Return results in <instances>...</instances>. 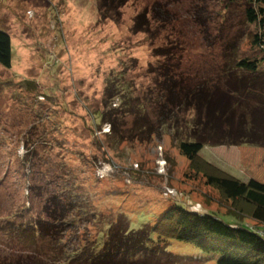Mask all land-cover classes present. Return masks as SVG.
Returning <instances> with one entry per match:
<instances>
[{"label": "rangeland", "instance_id": "1", "mask_svg": "<svg viewBox=\"0 0 264 264\" xmlns=\"http://www.w3.org/2000/svg\"><path fill=\"white\" fill-rule=\"evenodd\" d=\"M245 2L127 0L117 13L112 6L101 12L99 0H0V29L12 45L11 67L0 66V264H80L108 227L149 228L173 203L200 213H248L207 178L264 183V148L206 145L190 162L178 142L192 113H178L179 132L156 120L160 65L178 66L194 85L220 82L225 53L236 77L239 58H255L264 72V46H253L262 29L246 21ZM144 10L138 32L135 17ZM138 104L152 123L141 136L128 114ZM34 181L40 194L28 188ZM50 195L73 211L61 235L39 234L31 244L27 235L6 233L7 217L17 213L16 223L48 220ZM167 252L169 264H215L189 243L171 242Z\"/></svg>", "mask_w": 264, "mask_h": 264}, {"label": "trees", "instance_id": "2", "mask_svg": "<svg viewBox=\"0 0 264 264\" xmlns=\"http://www.w3.org/2000/svg\"><path fill=\"white\" fill-rule=\"evenodd\" d=\"M126 2L99 0V8L101 12L110 11L109 6H112L118 13ZM153 9L155 16L159 17L157 10ZM144 13L145 10L135 17L134 28L138 32L143 30L140 23L146 18ZM244 14L248 23L257 24L262 29L253 35V46L261 48L264 46V0H246ZM155 54L161 55L157 50ZM222 58L224 63L219 69V83L203 80L196 85L190 84L178 66L168 71L166 64L160 65L164 73L160 74L161 79L155 80L161 91L156 118L160 128L169 123L171 129L182 131L178 113H192L188 123L182 121L187 137L178 142L179 152L190 162L206 145L264 148V72L259 71L261 63L255 58L235 59L234 67L239 71L237 78L238 73L228 70L229 55L222 54ZM11 62V39L6 31L0 29V66L9 69ZM188 73L194 77L193 73ZM112 87V82H109L105 88L109 96ZM256 94L258 97L253 98ZM246 97L252 100H245ZM128 114L134 122L132 131H136L138 136L151 132L152 123L143 105L131 106ZM98 118L101 119V115ZM110 123L117 125L112 120ZM190 123L191 129L188 127ZM27 162L30 166L31 162ZM207 183L218 189L226 200L234 203L243 201L249 207L248 213L244 215L234 210L228 214L200 213L173 203L149 228L144 225L131 228L120 222L108 227L105 237H99L103 241L98 240L94 248L82 254L79 263L169 264L167 247L176 241L191 244L208 255L207 258L214 259L215 264H264V183L253 178L241 181L230 175L208 176ZM37 184L34 181L28 187L31 193L40 194L42 189ZM53 196L43 204L48 220H36L29 225L16 223V217L21 219V214L17 213L7 217L6 233L20 240L27 235L25 237L29 236L31 244L37 242L40 235L52 240L61 235L65 226L70 227L66 218L72 216L73 211L64 205L61 198Z\"/></svg>", "mask_w": 264, "mask_h": 264}]
</instances>
